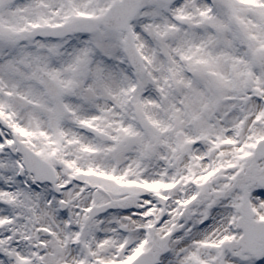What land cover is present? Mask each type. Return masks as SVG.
Returning a JSON list of instances; mask_svg holds the SVG:
<instances>
[{
  "label": "snow or ice",
  "instance_id": "1",
  "mask_svg": "<svg viewBox=\"0 0 264 264\" xmlns=\"http://www.w3.org/2000/svg\"><path fill=\"white\" fill-rule=\"evenodd\" d=\"M0 264H264V0H0Z\"/></svg>",
  "mask_w": 264,
  "mask_h": 264
}]
</instances>
